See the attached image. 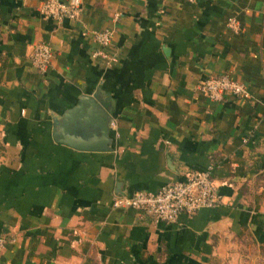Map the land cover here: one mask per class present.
<instances>
[{
    "label": "crops",
    "instance_id": "obj_1",
    "mask_svg": "<svg viewBox=\"0 0 264 264\" xmlns=\"http://www.w3.org/2000/svg\"><path fill=\"white\" fill-rule=\"evenodd\" d=\"M44 1L0 0V264H264V0H82L62 22ZM222 75L251 97L209 99L200 85ZM93 112L110 119L108 151L70 132ZM210 167L217 208L166 223L113 207Z\"/></svg>",
    "mask_w": 264,
    "mask_h": 264
},
{
    "label": "built area",
    "instance_id": "obj_2",
    "mask_svg": "<svg viewBox=\"0 0 264 264\" xmlns=\"http://www.w3.org/2000/svg\"><path fill=\"white\" fill-rule=\"evenodd\" d=\"M82 11V0H45L39 8L40 14L45 18L61 22L78 20ZM119 19L120 16L115 15L113 23L116 24ZM229 27L236 32L240 30L238 21L234 18L230 19ZM94 37L99 48L93 56L108 58L107 50L113 41L114 27L95 31ZM53 58V50L46 43L37 45L31 56L34 67L41 73L48 71ZM200 89L209 99L216 102L223 101L227 93L236 98L251 97L247 86L229 75L209 78L200 85ZM212 171L210 167L204 172H187L184 181L168 183L156 193L139 191L130 196L117 197L113 202V207L142 211L154 216L157 221L176 223L183 214H194L203 209L217 208L223 203ZM7 241L6 236H0V254Z\"/></svg>",
    "mask_w": 264,
    "mask_h": 264
},
{
    "label": "water",
    "instance_id": "obj_3",
    "mask_svg": "<svg viewBox=\"0 0 264 264\" xmlns=\"http://www.w3.org/2000/svg\"><path fill=\"white\" fill-rule=\"evenodd\" d=\"M92 107H94V105H92ZM93 115L95 116H93L92 119L97 121L98 123L94 124L91 121H87V125L79 123V124H76L72 129H70V132L76 133L79 131H88V130L96 131L97 132L96 135L97 136L99 135L101 140L90 143L91 145L89 146L88 150L108 151L110 149L109 145L111 143V140L107 142V137L109 136V132H110V121H109L110 119L106 116L104 117L103 113L99 114L98 112L97 113L93 112ZM58 142L60 144H64L67 146L76 145L73 142H71L68 134L64 137V139L58 140Z\"/></svg>",
    "mask_w": 264,
    "mask_h": 264
}]
</instances>
